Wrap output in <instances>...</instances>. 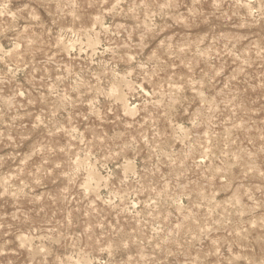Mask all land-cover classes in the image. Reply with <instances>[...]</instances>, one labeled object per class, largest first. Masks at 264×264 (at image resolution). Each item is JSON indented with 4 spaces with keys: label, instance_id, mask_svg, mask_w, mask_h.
I'll use <instances>...</instances> for the list:
<instances>
[{
    "label": "rangeland",
    "instance_id": "1",
    "mask_svg": "<svg viewBox=\"0 0 264 264\" xmlns=\"http://www.w3.org/2000/svg\"><path fill=\"white\" fill-rule=\"evenodd\" d=\"M0 264H264V0H0Z\"/></svg>",
    "mask_w": 264,
    "mask_h": 264
}]
</instances>
